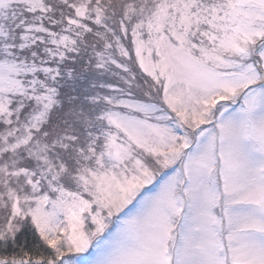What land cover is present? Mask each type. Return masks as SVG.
I'll use <instances>...</instances> for the list:
<instances>
[{
	"label": "snow or ice",
	"instance_id": "6c2138e0",
	"mask_svg": "<svg viewBox=\"0 0 264 264\" xmlns=\"http://www.w3.org/2000/svg\"><path fill=\"white\" fill-rule=\"evenodd\" d=\"M0 264H264V0H0Z\"/></svg>",
	"mask_w": 264,
	"mask_h": 264
}]
</instances>
